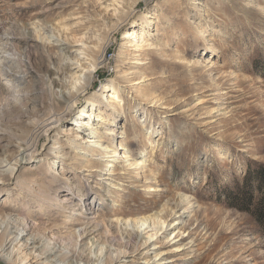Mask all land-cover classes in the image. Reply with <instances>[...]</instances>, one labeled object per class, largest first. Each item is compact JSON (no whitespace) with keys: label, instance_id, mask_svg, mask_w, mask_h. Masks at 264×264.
Here are the masks:
<instances>
[{"label":"rangeland","instance_id":"rangeland-1","mask_svg":"<svg viewBox=\"0 0 264 264\" xmlns=\"http://www.w3.org/2000/svg\"><path fill=\"white\" fill-rule=\"evenodd\" d=\"M74 74L71 110L0 181V219L74 262L90 242L101 264H264L260 227L225 201L264 166V0H0V163L39 117L66 112ZM90 103L108 118L93 156L79 124ZM157 217L159 234L124 229Z\"/></svg>","mask_w":264,"mask_h":264},{"label":"bare ground","instance_id":"bare-ground-1","mask_svg":"<svg viewBox=\"0 0 264 264\" xmlns=\"http://www.w3.org/2000/svg\"><path fill=\"white\" fill-rule=\"evenodd\" d=\"M132 37V34L129 35ZM128 47H132V43L127 44ZM82 52L80 54H84L89 50V48L85 49L82 48ZM78 54V55H80ZM87 56V55H86ZM101 59V57H99ZM91 69H95L94 67H91ZM78 70V69H76ZM15 73V69H12V73L10 75H7V77H12ZM92 73V71L90 72ZM91 75V74H90ZM28 77V76H27ZM87 81L90 80V76L85 78ZM15 83H20L21 81L19 79H13ZM141 80H138L136 82H133L134 84H139ZM72 85L74 88L70 90L69 92H63V97L61 98L60 102L62 105L66 108V112L64 113H55L53 111H49L42 117H39L36 122L32 124V131L29 135L26 136V138L20 139L19 141V147H18V154L15 156V158H11L7 160L2 159V162L0 163V181L3 180H10L17 169V166L21 164L23 161H29L31 160L35 153L37 152V145L40 138L44 137L48 132L53 129L56 126H59L65 116L71 108L73 107V103L75 104L77 100V94L75 91L77 89V86L81 85V82L79 80V77L76 78L75 74L73 75ZM29 91V90H28ZM96 103H90L87 106L83 107V110L80 112L81 115H85V119L83 121L79 122L81 126H84L86 130L88 131L89 137L85 141L87 143V148L83 149L85 151V154L88 155H94L95 151L91 150V145L97 146L101 148L99 142L100 139L97 137V130L94 128V123H100L105 124L108 122V118L106 120L105 117H102L100 114H97L93 112L94 106ZM14 106L18 108L17 102H14ZM20 106V104H19ZM86 109H91L87 113H85ZM85 113V114H84ZM94 119V121H93ZM78 120H75L73 123L69 125V127H66L65 131H68L72 133L71 131H75L78 129ZM65 127V126H62ZM64 131V128L62 129ZM67 132V135L69 133ZM79 135H77L78 137ZM55 143V141H54ZM11 144V143H9ZM8 146V145H7ZM12 146V145H11ZM113 149L109 148V146H104L100 151L99 155H104V157H109L108 154H113L114 157L121 156L118 152H112ZM132 158L128 155L124 157L123 159V166L130 167L135 166L139 167L142 166V162H131ZM89 171H99L97 169L98 167L95 165H87ZM112 178L104 179L109 181ZM153 190L154 192H157L158 189H149ZM46 192V191H44ZM64 203L67 202L63 201ZM83 224V223H82ZM129 224L131 226L132 234L129 235V237L133 238L135 237L136 240H139L142 235H146L151 231H157L154 234H159L165 229L166 221H164L161 217H157L152 221L151 219L148 220H138L136 222H130L127 221L124 224V229H127L129 227ZM81 226V223H79ZM84 226V224L82 225ZM13 229V231H11ZM86 230V229H85ZM85 230L82 229L80 232L75 231V235L77 236V239L84 240L88 234L85 233ZM28 233V226L27 223H25L24 220H21L19 223L12 224L9 222V219H0V262L2 264H101V256L103 253L106 254L107 251H104L102 248L97 249V246L95 244H90L88 242L84 248L81 249V254H86L83 258L80 257L78 262H74L72 259V255H70L68 252L63 251L61 247L53 246L46 241H44L41 237L33 236L32 234L29 235L28 238L24 239V236ZM155 236V235H154ZM158 235H156L157 238ZM152 235H148L146 238V243H148V240ZM145 243V244H146ZM142 244L137 245L138 248H140ZM153 246L152 244L148 245V247ZM121 253H118L115 256H111L110 253L108 255V258L110 262L113 260H119ZM82 258V259H81ZM92 258H96L93 262L91 261Z\"/></svg>","mask_w":264,"mask_h":264},{"label":"trees","instance_id":"trees-1","mask_svg":"<svg viewBox=\"0 0 264 264\" xmlns=\"http://www.w3.org/2000/svg\"><path fill=\"white\" fill-rule=\"evenodd\" d=\"M226 203L230 208L248 213L264 236V166L251 167L241 185L227 191Z\"/></svg>","mask_w":264,"mask_h":264},{"label":"water","instance_id":"water-1","mask_svg":"<svg viewBox=\"0 0 264 264\" xmlns=\"http://www.w3.org/2000/svg\"><path fill=\"white\" fill-rule=\"evenodd\" d=\"M0 264H2V263L0 262Z\"/></svg>","mask_w":264,"mask_h":264}]
</instances>
